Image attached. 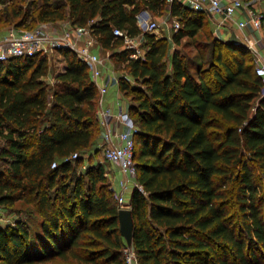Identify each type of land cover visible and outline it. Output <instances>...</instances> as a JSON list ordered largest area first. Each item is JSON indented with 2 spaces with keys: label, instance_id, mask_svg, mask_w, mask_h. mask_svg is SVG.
I'll return each instance as SVG.
<instances>
[{
  "label": "trees",
  "instance_id": "16d2710c",
  "mask_svg": "<svg viewBox=\"0 0 264 264\" xmlns=\"http://www.w3.org/2000/svg\"><path fill=\"white\" fill-rule=\"evenodd\" d=\"M142 11L170 12L181 26L177 46L205 35L210 66H193L178 49L171 54L168 38L142 32ZM68 15L90 26L130 76L120 89L138 128L143 191L134 188L128 204L139 264H264V78L248 47L215 37L208 16L179 0H34L6 8L0 22ZM116 28L143 36L144 59L118 51ZM60 54L65 66L53 84L48 56L0 61V208L27 216L0 224V264H127L106 167L84 165L100 152L99 90L74 51Z\"/></svg>",
  "mask_w": 264,
  "mask_h": 264
},
{
  "label": "built area",
  "instance_id": "2783aa9c",
  "mask_svg": "<svg viewBox=\"0 0 264 264\" xmlns=\"http://www.w3.org/2000/svg\"><path fill=\"white\" fill-rule=\"evenodd\" d=\"M169 3L175 0H167ZM185 2L195 10L207 9L215 16L222 18L223 23H234L240 30L246 29L249 25L257 30L262 29L263 17L249 10L250 19L246 22L237 23L234 19L237 11L243 7V0H232L224 4L223 0H179ZM142 14L137 16V21H141ZM171 22L163 19L162 24ZM141 23V22H140ZM156 21L142 22L141 27L144 33H151L160 28ZM169 26V25H168ZM172 29L177 32L180 23L173 20ZM114 35L124 39V47L130 52L131 59H144L146 51L139 47L137 43L143 36L131 37L121 29H114ZM98 41L94 36L90 26L78 27L66 24L62 29L56 28L51 24H43L33 30H23L12 28L0 35V61H8L13 58L34 57L43 55L51 57L62 50L74 51L78 58L85 62L91 72L92 78L99 90V103L101 108L98 110V119L102 129L100 150L105 162L115 166L122 180L120 181L119 208L131 209L127 203L126 195L130 194L134 188L143 191L142 186L137 183V164L135 161L136 143L135 136L138 133L137 124L129 112L122 109L115 114L112 109L104 108V99L111 84V79H102L103 67L106 66L108 58H103L100 53L95 51ZM253 52L258 56L259 51L256 45L251 44ZM264 49V44H263ZM260 60V58H258ZM258 60V61H259ZM256 72L258 76L264 78V62H259ZM123 128V129H122ZM78 155H74L76 159ZM55 166V165H54ZM127 264H139L134 248L125 249Z\"/></svg>",
  "mask_w": 264,
  "mask_h": 264
},
{
  "label": "rangeland",
  "instance_id": "374dc122",
  "mask_svg": "<svg viewBox=\"0 0 264 264\" xmlns=\"http://www.w3.org/2000/svg\"><path fill=\"white\" fill-rule=\"evenodd\" d=\"M33 2H34V0H0V14H3L5 12L6 8H8L11 5L16 4V3H18L19 5H22V7H24V9L26 10L27 7ZM52 2L58 3L60 5L65 4V0H52ZM69 16L70 15H68V18L64 21H59V22H55V23H50V22H44L43 23V22H41L42 24L41 23H37V24L32 23V25L24 24L21 27L17 26V24H16L17 22L5 23V21H2V22H0V34L6 32L7 30L12 29V28H16V29L20 28L23 30H33L34 28L39 27V25H43V24H51V25L55 26L56 28L62 29V27L65 26L66 24H69V25L72 24L71 20L69 19L70 18ZM167 17L168 16L164 15V17H154L153 18V21H156L161 26L157 31L151 32V34H155L158 38L167 37L169 42L171 43V54L174 50L178 49L187 58V60L191 62V64L193 66L196 65V63L200 62V63H202L201 65H205L204 68L209 67L210 66L209 62H208V64H205V63H207L208 58H210L209 57L210 56V53H209L210 49L208 47H206V45H208L209 40H207L206 36L203 35V36L198 37V39H192V40L188 39V38H184L182 40V44L180 46H177V45L172 43L173 42V30L171 27V22L168 23L169 26L167 24L166 25L162 24L163 19L169 20V18H167ZM169 21H171V20H169ZM139 27L142 30V32H144L143 28H141L140 25H139ZM144 43H145V40L142 39L140 41V43H137V44L139 45V47L141 46V48L143 50H145L146 48L144 47ZM246 43L247 44H245V46L248 47L251 55L256 60V65L258 66L259 56L253 52V48L250 46L249 42L246 41ZM263 43L256 44V49L259 52H260L261 46H263ZM96 48H98L99 53L101 54V56L103 58H108L109 60L111 59L110 63H112L113 67L117 69L119 76L129 79L130 76H129L128 70L125 68L126 64L118 61L113 56L112 51L104 50L99 43H97ZM123 49H125L124 46L119 48L118 51H121ZM200 58H202L203 60H200ZM50 60H51V73H50V76L47 78V81L53 84L55 82L54 77H55L56 73L63 71V67L65 66V61H64V59L60 53H56L53 56H51ZM132 82H133V80H132ZM101 136H102V129L100 131L99 137H101ZM95 154H96V156L93 160H89L90 155L87 154L84 165L87 166L89 163H96V162H99V163H102L105 165L106 171H108L110 174L106 178L108 179V181L112 185V187L114 186L115 191H116V199L119 203V194L121 192L120 181L122 180V175L120 174V172L117 170V168L115 166H112L111 164L104 161L101 150L99 153H95ZM258 178H259V181L261 183V186L263 187V192H264V181H263L260 173L258 175ZM128 195L129 194L126 195V200H127ZM230 206H231L230 209H231V213L233 215L234 221H238L240 214L238 211V205L236 204L234 194H231V205ZM18 209H19V206H16L13 209L0 208V224L4 225V226L14 225L15 219H17V218L27 219V216H23V215L19 214ZM34 219L38 220V218H34Z\"/></svg>",
  "mask_w": 264,
  "mask_h": 264
},
{
  "label": "crops",
  "instance_id": "0c3cea01",
  "mask_svg": "<svg viewBox=\"0 0 264 264\" xmlns=\"http://www.w3.org/2000/svg\"><path fill=\"white\" fill-rule=\"evenodd\" d=\"M231 1L232 0H223V3L228 4ZM180 2L184 5H187L183 1H180ZM249 10H253L256 14H259L263 17L262 29L257 30L251 25H249L246 29L240 30L234 23H223L221 17L215 16L207 9H202L200 11L204 12L208 16L209 21H210L211 30L213 31V34L218 39L223 40V41H234V42H238L243 45L247 44L246 41L249 42V44L251 43L254 45L263 43L264 42V0H243V7L240 8L235 14V17H234L235 21L237 23L248 21L250 19V15L248 12ZM164 15L168 16L167 18L171 20V23L173 22V20H176L175 18L171 17L170 12H167ZM164 15L161 17H164ZM154 17L155 16L151 12L146 11V14H142L141 21L138 20V24L141 26L142 22H150V21L153 22ZM173 33H175L174 30H173ZM95 51L99 53L98 48H95ZM259 54H260L259 55L260 60L258 59L259 60L258 63L259 62L263 63L264 62L263 46H261ZM110 60L108 59L106 66L103 67L102 69L103 77L101 80H103V78L111 79V84L106 94V97L104 99L103 107L112 109L115 114H118L121 109L124 112H129L128 107H129L130 101L129 99L125 98L123 92L120 89L121 76L118 75L117 69L113 67V64L110 63L111 62ZM100 108H101V105L99 103V109ZM101 141L102 139L101 137H99V140H98L99 149H100ZM109 175H110L109 172L106 171L105 176L108 177ZM113 189L115 190L114 186H113ZM129 200H130V194L127 197V203H129Z\"/></svg>",
  "mask_w": 264,
  "mask_h": 264
},
{
  "label": "water",
  "instance_id": "95a60500",
  "mask_svg": "<svg viewBox=\"0 0 264 264\" xmlns=\"http://www.w3.org/2000/svg\"><path fill=\"white\" fill-rule=\"evenodd\" d=\"M146 14V11L141 12ZM121 234L126 239L128 246L133 248V235L135 229V223L131 209H121L119 212Z\"/></svg>",
  "mask_w": 264,
  "mask_h": 264
}]
</instances>
